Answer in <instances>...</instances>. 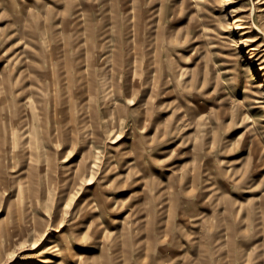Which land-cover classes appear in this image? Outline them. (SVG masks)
<instances>
[{"label": "rangeland", "instance_id": "rangeland-1", "mask_svg": "<svg viewBox=\"0 0 264 264\" xmlns=\"http://www.w3.org/2000/svg\"><path fill=\"white\" fill-rule=\"evenodd\" d=\"M0 264H264V0H0Z\"/></svg>", "mask_w": 264, "mask_h": 264}, {"label": "bare ground", "instance_id": "bare-ground-1", "mask_svg": "<svg viewBox=\"0 0 264 264\" xmlns=\"http://www.w3.org/2000/svg\"><path fill=\"white\" fill-rule=\"evenodd\" d=\"M4 85H5V84H4ZM3 90H5V89H3ZM10 90H11V89H10ZM14 90H15V89H14ZM16 91H17V90H16ZM4 94H5V93H4ZM14 96H15V95H14ZM14 96H13V97H14ZM2 97H3V96H2ZM5 97H6V96H5ZM8 97H9V96H8ZM16 112H17V111H16ZM16 112H15V113H16ZM28 112H29V111H28ZM24 113H25V112H24ZM18 114H19V113H18ZM16 115H17V114H16ZM30 115H32V114H30ZM10 116H11V115H10ZM20 117H21V116H20ZM22 117H23V116H22ZM254 141H255V140H254ZM254 144H255V143H254ZM251 148H252V147H251ZM227 248H228V247H227ZM241 259H243V258H241Z\"/></svg>", "mask_w": 264, "mask_h": 264}]
</instances>
